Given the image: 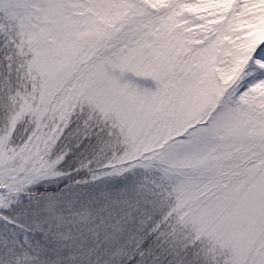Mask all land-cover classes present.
I'll use <instances>...</instances> for the list:
<instances>
[{"label":"snow or ice","instance_id":"6c2138e0","mask_svg":"<svg viewBox=\"0 0 264 264\" xmlns=\"http://www.w3.org/2000/svg\"><path fill=\"white\" fill-rule=\"evenodd\" d=\"M0 264H264V0H0Z\"/></svg>","mask_w":264,"mask_h":264}]
</instances>
